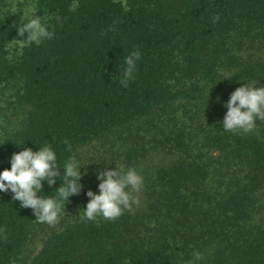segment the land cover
<instances>
[{"label":"trees","instance_id":"obj_1","mask_svg":"<svg viewBox=\"0 0 264 264\" xmlns=\"http://www.w3.org/2000/svg\"><path fill=\"white\" fill-rule=\"evenodd\" d=\"M6 1L0 92L20 79L27 109L0 137V170L13 152L49 145L62 172L78 148L106 137L101 172L136 168L147 146L171 154L145 174L142 208L64 219L29 264H191L194 251L195 264H264V120L248 133L221 125L237 87H264V0H37L54 35L22 54L9 47L20 37L1 18ZM133 50L141 58L125 88ZM93 180L79 182L65 206L85 208L87 191L98 192ZM60 183L43 182L40 195L54 196ZM38 223L0 193V264L18 262Z\"/></svg>","mask_w":264,"mask_h":264},{"label":"clouds","instance_id":"obj_2","mask_svg":"<svg viewBox=\"0 0 264 264\" xmlns=\"http://www.w3.org/2000/svg\"><path fill=\"white\" fill-rule=\"evenodd\" d=\"M78 3L70 6L75 12ZM15 13V12H13ZM59 23V17L56 18ZM218 17L213 18V22ZM17 36L11 39L9 47L15 48L17 54H22L24 48L53 38L48 19H42L33 8L22 11L20 22L15 23ZM9 60L12 56L7 57ZM141 58L139 50H133L124 58L120 85L128 87L134 79L137 61ZM231 74H225L229 77ZM227 111L221 125L228 132H251L256 127L257 120H264V87H258L256 81H248L237 87L224 102ZM19 145V144H18ZM10 168L0 170V193L11 192L12 199L19 202L21 208H30L35 219L40 223L55 226L65 211L68 197L79 192L83 164L76 158H70L58 170L57 154L49 145H44L33 151L24 148L13 152L9 158ZM62 173V178H61ZM61 180L55 188L54 196H41L43 182L49 186L55 184L56 178ZM98 192L88 190L89 200L79 216L81 221H96L98 217L104 220H114L125 210L131 211L140 201L136 194L142 192L144 177L135 167H125L116 163V168L97 172ZM199 252H193V261L201 259Z\"/></svg>","mask_w":264,"mask_h":264},{"label":"rangeland","instance_id":"obj_3","mask_svg":"<svg viewBox=\"0 0 264 264\" xmlns=\"http://www.w3.org/2000/svg\"><path fill=\"white\" fill-rule=\"evenodd\" d=\"M37 0H7L5 6L2 8V19L7 17L9 22L14 26L15 23L20 22L22 11L27 8L35 9ZM15 12V13H13ZM15 27V26H14ZM16 29V27H15ZM13 49V48H11ZM22 81L14 80L11 83L2 87L0 92V137L4 134H8L10 131L18 125L23 119L27 108L23 107L18 101V94L21 91ZM118 134V133H117ZM110 141L106 138L93 140L89 144L82 146L77 149L75 158L80 161L82 165L80 171L82 173L79 182L82 184H91L94 181L93 178L97 179V172L100 170L101 156L108 153L110 149ZM116 148V147H115ZM114 148V149H115ZM148 152L137 164L136 169L144 177L145 174L150 172L156 165L166 161L171 156L165 150L153 149L146 147ZM119 150V149H118ZM144 187L141 193L136 194L139 199V205H134L132 210H139L143 207L142 199ZM84 206H65V211L55 226H50L47 223H38L34 226L29 241L25 245L23 252L16 264H29L31 258L36 255L42 247L44 239L53 231L57 230L62 226V223L69 221L72 218H77L82 213Z\"/></svg>","mask_w":264,"mask_h":264}]
</instances>
